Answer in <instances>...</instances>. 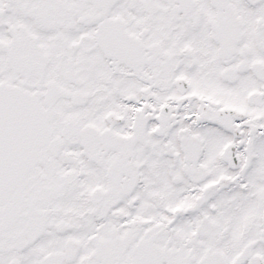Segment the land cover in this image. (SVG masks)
I'll return each mask as SVG.
<instances>
[{
  "label": "snow or ice",
  "instance_id": "obj_1",
  "mask_svg": "<svg viewBox=\"0 0 264 264\" xmlns=\"http://www.w3.org/2000/svg\"><path fill=\"white\" fill-rule=\"evenodd\" d=\"M0 264H264V0H0Z\"/></svg>",
  "mask_w": 264,
  "mask_h": 264
}]
</instances>
